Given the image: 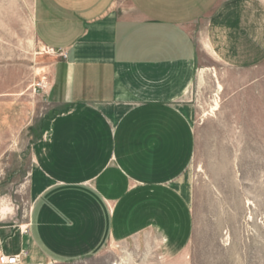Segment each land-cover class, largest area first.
<instances>
[{"label": "crops", "instance_id": "0c3cea01", "mask_svg": "<svg viewBox=\"0 0 264 264\" xmlns=\"http://www.w3.org/2000/svg\"><path fill=\"white\" fill-rule=\"evenodd\" d=\"M32 30L57 59L0 253L56 264L147 231L187 236L202 48L230 68L262 62L264 0H33Z\"/></svg>", "mask_w": 264, "mask_h": 264}, {"label": "rangeland", "instance_id": "374dc122", "mask_svg": "<svg viewBox=\"0 0 264 264\" xmlns=\"http://www.w3.org/2000/svg\"><path fill=\"white\" fill-rule=\"evenodd\" d=\"M32 16L33 0H0V219L25 213L28 144L49 111L57 53L36 39ZM202 56L188 97V235L147 231L56 264H264V60L230 68L204 48Z\"/></svg>", "mask_w": 264, "mask_h": 264}, {"label": "built area", "instance_id": "2783aa9c", "mask_svg": "<svg viewBox=\"0 0 264 264\" xmlns=\"http://www.w3.org/2000/svg\"><path fill=\"white\" fill-rule=\"evenodd\" d=\"M50 50L53 51L52 49ZM62 54H63L62 52H59V55ZM20 260H21V254L7 255L0 253V264H18Z\"/></svg>", "mask_w": 264, "mask_h": 264}, {"label": "bare ground", "instance_id": "6f19581e", "mask_svg": "<svg viewBox=\"0 0 264 264\" xmlns=\"http://www.w3.org/2000/svg\"><path fill=\"white\" fill-rule=\"evenodd\" d=\"M216 105H217V103H216Z\"/></svg>", "mask_w": 264, "mask_h": 264}]
</instances>
